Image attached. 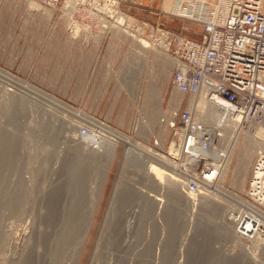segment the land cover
Wrapping results in <instances>:
<instances>
[{
  "label": "rangeland",
  "instance_id": "374dc122",
  "mask_svg": "<svg viewBox=\"0 0 264 264\" xmlns=\"http://www.w3.org/2000/svg\"><path fill=\"white\" fill-rule=\"evenodd\" d=\"M69 2L45 11L34 10L27 0H0V69L7 73L0 72V134L7 128L14 130L18 157L17 163L0 166V177L5 178L11 191L18 186L23 190V200L16 203V209L0 202L1 264L28 263V252L35 246L39 232L47 228L46 214L51 211L52 196L59 201L67 196L65 165L75 157L81 125L92 130L86 118L45 107L35 97L12 90L13 77L31 83L156 152L160 151L155 145L158 134L165 151L171 137L168 128L160 123L161 115L153 108L149 83L154 81L162 91L164 114L183 99L170 85L171 61L150 44L143 48L137 41L142 37L129 27L119 26V15L107 16L105 21L77 19L80 24H89L91 31L84 27L75 31L76 19L65 15ZM183 25L194 31L184 30L186 36L201 40V35L195 33L200 31L196 24L186 21ZM140 66L142 76L134 101L126 87L134 82ZM119 92L121 97L117 99ZM183 101L182 108L186 98ZM245 139L242 135L236 140L228 171L220 181L242 199L258 150ZM118 145L79 264H264V241L253 248L255 239L241 240L223 231L225 206H216L218 211H213L215 205L210 200H197L193 209L184 204L174 205L175 221H180L174 227L156 224L151 215L141 217L138 196L123 201L106 232L108 245H101L102 229L128 150L127 144ZM126 175L130 177L126 184L130 190L148 183L138 165L134 164ZM90 178L87 192L94 186ZM205 234L213 235L214 256L207 249V256L203 254L201 240Z\"/></svg>",
  "mask_w": 264,
  "mask_h": 264
},
{
  "label": "built area",
  "instance_id": "2783aa9c",
  "mask_svg": "<svg viewBox=\"0 0 264 264\" xmlns=\"http://www.w3.org/2000/svg\"><path fill=\"white\" fill-rule=\"evenodd\" d=\"M27 1L41 10L57 9L67 2ZM113 1L112 6L128 18V27L172 63L170 85L183 99L161 115L160 123L169 130V148L173 145L176 150L157 151L173 162L181 189L192 194L196 204L197 196L218 183L231 163L232 136L246 133L259 146L244 200L264 213V0L181 1L176 16L199 27L200 41L163 25L133 21ZM110 4L108 0H79L75 19L105 21L111 17ZM201 98L217 109L216 123L198 111ZM230 126L235 129L231 137ZM90 132L88 125H81V133ZM231 217L240 238L264 237L263 216L250 209H235Z\"/></svg>",
  "mask_w": 264,
  "mask_h": 264
},
{
  "label": "bare ground",
  "instance_id": "6f19581e",
  "mask_svg": "<svg viewBox=\"0 0 264 264\" xmlns=\"http://www.w3.org/2000/svg\"><path fill=\"white\" fill-rule=\"evenodd\" d=\"M70 1L71 2H69V4L67 3L68 8L65 7L66 10L68 9L67 12L64 9L67 13H65V15H68L70 17V20H74L73 18H75L74 15L76 11V5L79 0ZM108 1H110L111 3L110 6L108 5L107 7V12L109 13V15L111 14V17L112 15H119V26L121 25V27H128V18L125 17L123 14H120L116 7L112 6L113 4H115L113 0ZM31 4L34 10H40V8L33 2H31ZM107 26L104 25V27ZM82 27H84L86 31L90 30L89 24L83 25L80 24V22L77 20L73 21V28L75 31H78ZM137 41L141 44L143 48H147L150 46L149 43L142 38H137ZM0 72H2V74H7L2 69H0ZM141 76L142 66L138 68L134 82L130 83V85L126 87V92L134 101L137 100ZM10 85L12 86V90L17 89L22 94L24 93L23 95L27 94L30 97H35L38 102H40L41 105L45 107H49L61 112H66L68 114L72 113L74 115H80L86 118V122L89 123L90 126H92L91 132L87 135H84L80 131L81 135L79 136L78 142L76 143L78 147L75 146V148L77 147L75 157H71L69 162L65 165L66 180L64 184L66 185L67 196L62 201H59L58 199H55L54 196H52V200L50 203L51 211H49V213L46 211V218L48 222L47 228L44 231L39 232V235L36 238L37 242H34L35 246H32L33 249L28 252V259L26 258V260H28L27 264H79L89 235L90 228L94 221V215L101 199L106 179L110 172L114 157L116 155V149L117 146H119V143L127 144L128 150L126 156L124 157L123 165L121 168L122 170L120 172L121 174L116 184L114 193L112 195L109 212L107 214L106 221L102 229L101 245L105 244L109 239L107 238L106 232H108V230H110V226L113 225L118 214L119 206L123 201L132 200L133 198H136L138 196L137 201L140 203L138 207L139 215H141V217L151 215L154 218V222L156 224H162L169 227H174L176 224H180V221H175V206H177L178 204H184L186 208L189 209H193V207H195L196 204H194L192 200L195 199V197L190 193H185L181 189V185L177 182V176L175 174L176 172L173 162L168 157L161 155L160 153H158V151L156 152L152 148L141 145V143L131 139L129 136L117 131L116 129H113L110 126L101 123L97 119L89 115H85L82 111H79L67 105L55 96L45 92L44 90L32 85L29 82L13 77ZM148 90L150 93L149 97L151 96L153 108H155V111L159 115H162V91L155 85L154 81H151L149 83ZM120 97L121 92L118 93L117 99H119ZM18 107L19 106H17V108ZM197 109L203 114L204 118L208 122H217V109L205 103L203 98L199 100V103L197 104ZM13 114H15V112H13ZM154 117L156 116L154 115ZM13 131L14 130H10V128H7L4 129L0 134V166L12 163L15 164L18 161V157L15 152V132ZM234 131L235 129L233 126H230L228 128L230 137ZM75 134L73 136H75ZM244 135L247 139H245L246 142L249 141L248 143L252 142L255 145L259 146V144L256 141L254 142L253 139L249 138L246 133ZM232 137L233 143L235 144L236 140L238 141L240 136L234 135ZM161 139V135L158 134L157 141L155 142V144L158 145L160 148L164 146V143ZM169 150L171 153H175L176 148L171 145ZM134 164L140 167V170L142 171L143 176L148 181V183H141V187H136L130 190L131 187L129 189L126 185L127 179H129L130 177L128 178L126 174L132 170ZM227 169L223 172L219 182L208 187L204 194L198 195L197 200H202V202L203 200L213 201V204L215 205L213 211H218L216 210L218 209L216 208V206H225L224 209H226V221H223V219L221 221L222 224H224L223 231L225 230L228 234L232 235L233 238L243 240V238H240L234 232V225L233 222L230 220V218H232L231 211H234L235 209H250L263 217L264 213L252 208L250 205L247 204L244 199L239 196H236L234 193L230 192L220 184V181L224 179L225 174L228 171ZM89 177L94 180V186L91 185V188L89 187L91 190H89L90 193H88L89 191L87 192V183L89 181ZM162 183H164V186L162 185ZM6 184L7 182L5 178L0 177V202H7L8 204L13 205L12 209L14 210L16 209V203L23 200V190L21 189V187L18 186L19 188L16 187V189H12L11 191V189H8ZM165 185H167V189ZM129 192L130 194H127ZM230 204L232 205V207L229 206ZM45 208L47 207H44V209ZM221 208L223 209V207ZM46 218L44 217V220ZM205 235L201 240V249L203 251L207 249L209 251V255L212 256L214 251L213 245L211 246V244H213L211 243V241L214 240V238L211 237L212 234H210V236H208V234L206 236ZM260 240L264 241V237L256 238L254 240L255 242L253 241L252 243L253 248H256L257 246L259 247L258 242ZM206 243L208 244V246H210L208 247ZM205 251L203 252V254H206ZM204 256H207V254ZM13 263L15 264V262Z\"/></svg>",
  "mask_w": 264,
  "mask_h": 264
},
{
  "label": "crops",
  "instance_id": "0c3cea01",
  "mask_svg": "<svg viewBox=\"0 0 264 264\" xmlns=\"http://www.w3.org/2000/svg\"><path fill=\"white\" fill-rule=\"evenodd\" d=\"M121 12L127 14L133 21H148L152 24L163 25L169 29L185 35L190 31L183 23L186 19L176 16L177 9L182 2L189 0H115ZM190 31V32H189ZM200 35V31H195Z\"/></svg>",
  "mask_w": 264,
  "mask_h": 264
}]
</instances>
